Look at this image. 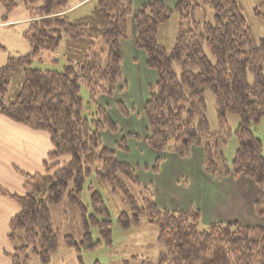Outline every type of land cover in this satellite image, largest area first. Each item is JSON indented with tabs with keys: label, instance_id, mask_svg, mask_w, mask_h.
Returning <instances> with one entry per match:
<instances>
[{
	"label": "trees",
	"instance_id": "16d2710c",
	"mask_svg": "<svg viewBox=\"0 0 264 264\" xmlns=\"http://www.w3.org/2000/svg\"><path fill=\"white\" fill-rule=\"evenodd\" d=\"M93 1L96 7L90 14L73 19L67 13L70 0H0L4 19L21 5L27 11L29 27L24 39L31 48L24 55H9L0 68V113L45 132L53 147L42 173H22L25 194L0 188V195L19 207L9 224L13 250L6 256L11 264L52 263L61 244L51 208L65 198L79 210L84 224L80 243L71 236L64 239L67 247L77 250L80 260L84 250L102 245L103 240L112 243V212L102 192L90 185L91 205L81 198L92 175L110 185V193L129 207L118 216L122 226L147 223L158 228L157 242L165 252L157 263L146 260L141 264H264V227L236 221L215 222L201 230L199 211L160 208L152 189L141 187L137 169L119 160L114 149L103 146L101 132L118 133L119 126L98 103L100 96L113 97L121 87V41L130 38L134 23V44L146 53L148 68L158 76L143 108L144 140L158 157L153 167L143 168L158 173L162 154L188 159L193 148L202 147L207 175L221 179L242 175L258 186L255 206L257 214L264 216L263 147L253 130L264 117V39H255L237 0H181L174 8L162 0H148L137 11L132 0ZM206 8L214 11V21L196 19L195 14ZM174 14L179 17L178 34L174 47L167 51L158 43V32ZM256 15L264 20L259 10ZM64 39L68 65L63 72L31 67L35 56L57 50ZM18 72L24 81L18 97L11 101L10 78ZM82 87L94 106L91 118L83 115ZM206 89L215 97L222 127L218 133L210 131ZM116 106L129 115L123 103ZM229 115L240 119L239 146L230 164L222 152L225 138L231 135ZM128 137L138 138L134 133ZM127 144L125 137L116 147L128 152ZM94 228L102 240L94 241Z\"/></svg>",
	"mask_w": 264,
	"mask_h": 264
},
{
	"label": "rangeland",
	"instance_id": "374dc122",
	"mask_svg": "<svg viewBox=\"0 0 264 264\" xmlns=\"http://www.w3.org/2000/svg\"><path fill=\"white\" fill-rule=\"evenodd\" d=\"M179 1L181 0H178L174 6L169 7L174 8ZM237 1L242 6L246 23L255 39H264V20L256 15V10L264 14V0ZM75 3H77V0H70V5ZM95 7L96 3L91 2L81 11L72 13L71 18L86 16ZM0 9H2L1 5ZM26 15H28L27 11L21 5L10 17L15 16L13 17L15 19ZM195 17L199 21L212 22L214 21V11L211 8H206L204 11L197 12ZM178 26L179 17L174 14L172 19L159 29L158 43L167 51H171L175 45ZM123 41L128 45L131 44L130 39H124ZM17 47L19 46L13 44V42L9 44V48H13L15 51L18 50ZM18 51L20 55L29 53L22 46ZM65 51L66 39L63 40L57 50L43 51L35 56L31 67L63 72L68 65L64 55ZM133 51L126 49L122 68L123 81L119 90L116 91L113 97L102 95L98 98V103L107 109L111 119L119 126L118 133H112L109 130L101 132L103 146L114 149L119 160L137 169L141 187L152 189L155 201L160 208L169 211H190L191 209L199 211L201 214V230L209 228L210 224L215 222L228 224L237 221L243 226L264 227V216L257 214L255 206L259 198L258 186L251 179L242 175L222 179L208 175L210 179L205 180L198 173L200 160L201 166L203 163V159H201L204 153L202 147L196 146L193 148L192 155L186 160L185 164L184 161L164 164L159 174L151 170L146 171L143 168L145 165L153 167L158 157L157 152L145 143L144 139L147 136V131L143 114V108L149 98V87L157 82L158 76L155 71L148 68L146 53L135 50V48ZM11 54L16 55V53ZM23 78L21 72L10 78L9 100L13 101L18 97L24 81ZM81 96L83 98V115L91 118L90 113L94 106L89 103V92L85 87H82ZM205 98L207 103L206 116L210 131L218 133L222 131V127L218 119L215 97L211 90L206 89ZM118 102L125 105L129 115H125L117 108L116 103ZM239 124L240 119L238 116H228V128L231 135L225 138L227 143L222 145V152L229 164L234 160L239 146L236 136ZM253 130L262 142L264 155V117L258 124L253 126ZM129 133L136 134L138 138H129ZM125 137H127L128 152H123L116 147V144L120 143ZM166 154L164 153L162 156ZM64 159L69 160L67 157ZM202 172H204L203 167ZM205 174L204 176L207 177V174ZM90 185L102 192L111 209L113 221L112 243L107 244L103 240L102 245L84 250L80 260L77 250L67 247L64 239L71 236L77 243H80L85 233L84 224L79 210L65 198L59 206L51 208L52 224L58 232L61 244L59 251L52 257L51 264H95L97 262L101 264H125V261H129V264H141L146 260L157 263L160 254L165 252V248L157 242L158 228L147 223L139 227L127 228L122 226L118 216L121 212H128L129 207L123 204L119 196L110 193V185L103 183L95 175H92L84 185L81 198L85 205H91ZM132 190L136 193L138 189L132 188ZM91 232L94 241L102 240L97 228L91 229ZM0 249L6 251V253L13 250L3 233H0ZM32 264H39V262L33 260Z\"/></svg>",
	"mask_w": 264,
	"mask_h": 264
},
{
	"label": "crops",
	"instance_id": "0c3cea01",
	"mask_svg": "<svg viewBox=\"0 0 264 264\" xmlns=\"http://www.w3.org/2000/svg\"><path fill=\"white\" fill-rule=\"evenodd\" d=\"M147 1L148 0H132L135 11L139 10ZM162 1L168 6H174L178 0ZM91 2L94 1L85 0L80 2L77 0V3L70 5L67 13L72 14L74 12L81 11L83 8H86L89 4H91ZM4 13V9H0V47L4 48V50L0 52V68L6 64L9 55H14L11 53L20 55L18 51L20 46H22L26 52L31 51L30 45L24 39V33L29 27V15H26L22 18L16 17L14 19L13 17L15 16H12L4 19ZM134 28V23H132V33L130 34L129 38L131 44L128 45L124 43L123 40L121 41L124 57L126 49L133 51L135 48V50H138L133 40L135 34ZM12 42L13 44H17L19 46L17 47V51H15L13 48H9V44ZM52 149L53 147L48 134L43 131L35 130L29 126L15 123L0 113V188H3L13 194H25L23 188L25 179L22 173H42L44 171V162L46 161L47 156L52 151ZM163 158L164 160L161 164V168L156 174L161 173L162 166L164 164L183 161L185 164L187 160L181 159L178 156L172 154L163 155ZM201 159L203 158L201 157ZM198 173L201 175V177L205 178V180L210 179L208 175L205 177V173L202 172L201 160L198 164ZM18 212L19 207L12 200L0 195V233L5 235L8 242L9 224L12 218ZM0 264H11L10 259L6 256V251H2L1 249ZM39 264L41 263L39 262Z\"/></svg>",
	"mask_w": 264,
	"mask_h": 264
}]
</instances>
